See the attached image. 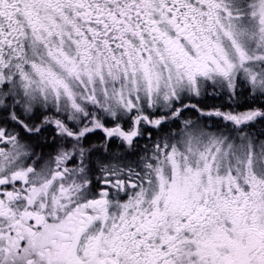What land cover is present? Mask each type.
<instances>
[{
	"label": "snow or ice",
	"instance_id": "6c2138e0",
	"mask_svg": "<svg viewBox=\"0 0 264 264\" xmlns=\"http://www.w3.org/2000/svg\"><path fill=\"white\" fill-rule=\"evenodd\" d=\"M0 264H264V0H0Z\"/></svg>",
	"mask_w": 264,
	"mask_h": 264
}]
</instances>
